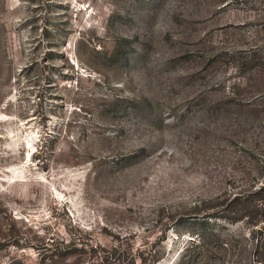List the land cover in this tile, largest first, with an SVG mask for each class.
I'll return each mask as SVG.
<instances>
[{
	"label": "rangeland",
	"instance_id": "obj_1",
	"mask_svg": "<svg viewBox=\"0 0 264 264\" xmlns=\"http://www.w3.org/2000/svg\"><path fill=\"white\" fill-rule=\"evenodd\" d=\"M262 238L264 0H0V264H264Z\"/></svg>",
	"mask_w": 264,
	"mask_h": 264
},
{
	"label": "trees",
	"instance_id": "obj_2",
	"mask_svg": "<svg viewBox=\"0 0 264 264\" xmlns=\"http://www.w3.org/2000/svg\"><path fill=\"white\" fill-rule=\"evenodd\" d=\"M255 193V192H254ZM261 245L264 246V238H262Z\"/></svg>",
	"mask_w": 264,
	"mask_h": 264
}]
</instances>
